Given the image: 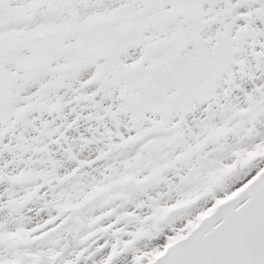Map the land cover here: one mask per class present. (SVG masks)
I'll list each match as a JSON object with an SVG mask.
<instances>
[{
	"label": "snow or ice",
	"instance_id": "6c2138e0",
	"mask_svg": "<svg viewBox=\"0 0 264 264\" xmlns=\"http://www.w3.org/2000/svg\"><path fill=\"white\" fill-rule=\"evenodd\" d=\"M0 264H264V0H0Z\"/></svg>",
	"mask_w": 264,
	"mask_h": 264
}]
</instances>
